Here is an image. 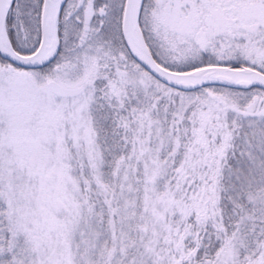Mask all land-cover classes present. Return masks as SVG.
<instances>
[{"label":"snow or ice","instance_id":"obj_1","mask_svg":"<svg viewBox=\"0 0 264 264\" xmlns=\"http://www.w3.org/2000/svg\"><path fill=\"white\" fill-rule=\"evenodd\" d=\"M0 264H264V0H0Z\"/></svg>","mask_w":264,"mask_h":264}]
</instances>
